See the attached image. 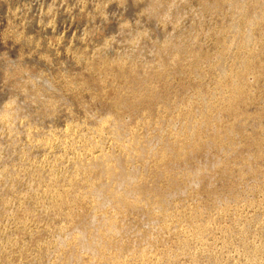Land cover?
<instances>
[{
    "label": "rangeland",
    "instance_id": "rangeland-1",
    "mask_svg": "<svg viewBox=\"0 0 264 264\" xmlns=\"http://www.w3.org/2000/svg\"><path fill=\"white\" fill-rule=\"evenodd\" d=\"M148 1L0 0V264H62L100 200L88 193L98 170L87 166L100 156L113 161L128 153L133 140L150 141L151 154L166 143L178 148L187 141V126L195 127V142L216 144L200 148L192 165L182 160L170 167L167 156L135 160L144 172L135 183L152 188L141 194L151 200L122 213L111 204L95 210L121 225L116 240L124 247L104 260L81 252L83 261L264 264V23L250 43L232 46L223 34L230 33L227 3L168 0L170 7L156 19L146 10ZM189 47L207 62L202 76L182 68L159 81L156 71L151 85L159 98L142 99L136 108L126 107L132 101L127 90L113 103L98 84L116 74L118 63L145 69ZM220 55L227 71L239 74L233 87L224 81L222 92L212 74ZM38 101L50 105L46 115ZM6 107L14 117L6 118ZM112 119L121 121L123 132L127 128L126 137L110 135L104 122ZM222 143L231 150L221 149ZM194 166L204 173L192 185ZM164 167H174L175 182L173 175L159 177ZM177 184L183 191L171 195ZM164 197L168 212L158 209Z\"/></svg>",
    "mask_w": 264,
    "mask_h": 264
},
{
    "label": "bare ground",
    "instance_id": "bare-ground-1",
    "mask_svg": "<svg viewBox=\"0 0 264 264\" xmlns=\"http://www.w3.org/2000/svg\"><path fill=\"white\" fill-rule=\"evenodd\" d=\"M165 1L166 0H149L147 2V4H146V10H148L149 15H151V17L157 19L160 16V14L165 10V5H168V3H169L168 0L166 2ZM221 1L227 3L228 6H230V8L232 10L231 20H230V23H229L230 33L225 28H224V31L227 30L229 35H228V33L226 31H225L226 33L222 31L224 35L228 36L227 40L226 39L224 40V41H226L225 43H230L232 46L233 45L234 46H237V45L239 46V44H241V43H242V45L243 44L246 45V44L251 42L250 40L253 39V37H252L253 35L252 34H253V31H254L255 28L258 27L259 29H261L260 31L263 32V27L262 26H263V23H264V0H221ZM247 1L254 5V6L252 5V7H251L252 9H248L246 7ZM163 7H164V10L161 11V13L159 14L160 10H162ZM168 7H170V6L168 5ZM213 7L216 9L215 6H212V9H214ZM209 9H211V7ZM166 13H169L168 10H167ZM242 18H246V20L247 19L248 20L246 22L242 21L243 22L242 23L241 22ZM231 45H229V46H231ZM194 47L191 48V49H190V47L189 48H182L181 50L178 48L179 49L178 52H176L174 54L172 53V56L168 53L171 56L170 57V56L167 55L168 57H170L168 61L163 62V60H162V61H158L157 63L154 62L155 64L154 63L153 64H147V66L145 65L146 66L145 69L144 68H138V67L131 68V67L128 66V64L126 62H125L126 64L122 63V62H121V64L118 63L117 66L115 65L116 66V74L115 75L114 74L111 75V72H110V76L106 77L104 80H101V82L98 83V84H100V86L103 87L102 89L107 92V93L105 92L106 93L105 95H107L108 97L113 99V103L115 102L114 100L118 99V96H119L120 92H122V90H127L132 96L131 99H130L132 101L129 100L130 101V102H128L129 105L126 106V107H135L136 108V107H138L139 103L141 101H143L142 99H145V102H146V100H152L153 97H154V99H156L159 96L158 95V93H159L158 89H156L157 87L155 88L154 86H152V85H155V84L151 85V81L154 78V74L156 73V71L160 72V77H159L160 80L158 78L159 81L163 80L165 77L172 76L176 69H179V71L182 68H184L186 70L190 69V70H192L193 73L195 72V74H197V75H201L202 72H204L203 70L200 69V66H202L201 68L203 69V65H206L207 62L204 61L202 58H200V56L196 53V50H195ZM244 47H246V46H244ZM244 47H243V49H244ZM166 51H167V49H166ZM163 52L165 53V49L163 50ZM158 55L160 56V54H158ZM158 55H157V57H158ZM221 57L219 59V62L217 64L215 63L216 64L215 66L213 65V68H212L213 70L211 69L213 71V73L212 72L211 73L214 74L213 77L215 76L216 79L218 80V83H219L218 92L219 91L222 92V89H224V88L226 89V85L228 84V82H227V84L224 83L225 80L230 82V85H231L230 87H233V85H235L234 83H235L236 78L239 77L238 76L239 75L238 72H235V71L228 72L227 71V66H226L227 63L226 62H228V60L227 59L225 60L224 59L225 57H222V58ZM242 63H241V65H242ZM208 65H210L209 62H208ZM243 65H244V63H243ZM184 71L181 72V73H184ZM239 80H240V78H239ZM30 81H31V79H30ZM218 83H216V84H218ZM46 84L48 85V83H46ZM156 84H158L157 81H156ZM126 92H125V94L128 93V92L127 93ZM165 93H166V91H165ZM223 93H225V91ZM23 94H25V93H23ZM226 100L228 101V104L230 106H231V104L234 103V100L229 98L228 96H227ZM226 100H225V102L227 103ZM125 101H127V100H125ZM125 101H123V102H125ZM120 103L122 104V102H120ZM37 104H38L37 106H39L41 108L42 114L46 115L47 114V110L50 109V105L47 104V103H46L47 104L46 105V104H44V102L42 103L41 101H38ZM147 104H148V102H147ZM207 105H209V104H207ZM214 109H216V108H214ZM3 112H4V115L6 116V118H7V116H9V117L13 116L14 117V111H12L11 108H7ZM205 113H207V112H204V114ZM49 116H50V114H49ZM3 118H5V117H3ZM203 120L205 122L206 119L204 118ZM111 121L110 122L109 121L108 122L107 121L104 122V123L107 124V127H108L107 129H108L110 135H112L116 140H120L121 137H126V136H123V135H124V133H127L126 132L127 128L124 127L125 128V130H124L125 132L122 131L123 130V124L121 123V121L116 120V119L113 120L112 122ZM187 127H188V130L186 129L187 133H188L187 135H189L187 137V141H184L185 143L182 144V146H180L178 148H176L175 145L171 146V145L166 143L165 144L166 146L164 145L160 152H158V153L154 152L153 154H151V152L153 150L151 152L149 151L150 150L149 149L150 141L148 143V141H146V140H142V141H139L140 139L138 141L137 140L136 141L133 140L131 143H129V146H127V145L124 146V148L126 146L128 147V153H127V150H125L126 152L123 153V154H120L118 156H113V157L111 156L113 161L111 160L110 156L109 157L100 156V157H97L95 159V161H92V163L90 165L87 164L88 165L87 166L88 167L87 170L89 172H91L90 170H92L94 168H97V170H98V172H97L98 175L97 176H98L99 179L97 178L98 181L95 180L96 182L94 181L95 183L92 184L89 187L88 193L90 194V196L92 195L97 200L100 199L99 200L100 202L98 201V203H96L94 205L93 211H90L92 213L89 212L90 214L89 215L87 214V216H89V217L86 218V220L84 218L82 223L80 222L81 223L80 226H79L80 228L78 227L79 231H78V233L76 232L77 234H76V236L74 238L75 241L72 242V244L70 245L71 247L68 245L69 246L68 252L67 253L65 252L66 254H63V260L61 262L62 264H91V262H92V261L90 262L91 258H93V259L100 258V259L104 260V258L106 259L108 254L110 252H112L111 250H115L114 252L119 253L121 251V249H123L122 246L124 247V244L121 245L122 243L119 244L120 242H117V240H116V235H119L123 231V228L120 227L121 225H119V223L115 220V218L112 215L109 216V217H106L105 216L106 214H103L104 216L100 215L99 217H97L98 216L97 214L99 212L96 213L95 210L96 211H98V209L101 210L103 207L111 204L112 207L114 208V210L116 211V213L120 212V211H121L120 213H122V211L124 212L125 210L127 211V210H130V209H139L141 207V205H143L142 203L147 198V197H144L145 199L142 198L143 196L141 194L145 193V192H143V190L146 191L147 190L146 188H148V190L149 189L151 190L152 188H149L148 186L145 187L147 184L144 186V185H139L138 183H135V182H137V179H139L140 175H142V177H144L143 176L144 172L142 171V169L140 170L138 167L133 165V164H135L134 163L135 160L143 159V161H144L145 159H148L150 157H154V158L156 157V158H159V159L163 158V160H164V159H166V156H167L169 158L168 159L169 160L168 163H170V165H169L170 167H171V164H172V166H174L176 164L175 162L182 161V160L184 161V163H186V165L187 164L188 165H192V162L194 160V156L197 154V152H198V150L200 148L201 149L202 148L206 149L209 146L216 144V140L215 139H209V140H207L205 142L202 140L203 142L200 143V144L198 143V141L200 139L197 142H195V140H194L196 138L194 136L195 135L194 133H195V130H196V129L194 130L195 127L194 126H187ZM188 131L190 132V134H189ZM193 136L195 137L194 139H193ZM147 140H149V139H147ZM127 147H126V149H127ZM222 148H224V150H226V151L231 150L230 149L231 146L230 145H225L224 143L221 144V149ZM159 159H157V160H159ZM173 163H175V164H173ZM216 163L218 164V161H216ZM167 166H168V164H167ZM79 167L83 168L84 166L83 165H79ZM202 167L201 168L200 167H196L195 168V166H194V168H191L192 170L190 169L191 172L190 173L188 172V175L190 174V176L187 175L189 177L188 181L190 182V184L195 185L197 182H199L201 180V178H203L202 176H203L204 171L202 170L203 169ZM164 168H166V169L164 171H161V173H159V171L156 172V173L157 174L159 173L158 175H159L160 178L161 177L162 178L163 177H168V176L170 177L172 168H174V167H172L170 169H167V167H164ZM143 169H145V168H143ZM205 170H206V166H205ZM172 173H173V171H172ZM187 176H186V178H187ZM170 178H171V182H172V179H174L173 180L174 182L176 181L175 178H174V175H173V177H170ZM168 180H170V179L168 178ZM172 184L175 185V183H172ZM182 191L183 190L181 189L179 184H177L175 187H173L171 195L180 194ZM147 192L148 191H146V193ZM143 195H145V194H143ZM149 199L150 198L146 199L145 202H149V201H147ZM165 199H166V197H164V199L157 200V202L159 203V204H157L159 206L158 209L160 208V209H164L165 211H167V209H168V206H167L168 205L167 204L168 198H167V202H166ZM164 213H166V212H164ZM164 215H166V214H164ZM83 216H82V218H83ZM164 217H166V216H164ZM156 219L154 218V219H152V221L156 223V221H155ZM65 242H66L65 240L61 242L63 246H64ZM62 245H60V247ZM81 252H85L86 254L87 253L90 254V255L88 254L90 256V258H89L90 259L89 260L90 263L87 262L88 260H86V262L83 261ZM116 257H118V256H116ZM108 258H111L110 255L108 256Z\"/></svg>",
    "mask_w": 264,
    "mask_h": 264
}]
</instances>
